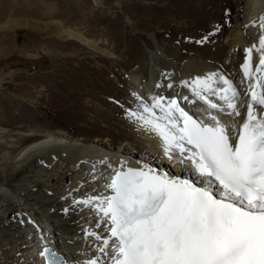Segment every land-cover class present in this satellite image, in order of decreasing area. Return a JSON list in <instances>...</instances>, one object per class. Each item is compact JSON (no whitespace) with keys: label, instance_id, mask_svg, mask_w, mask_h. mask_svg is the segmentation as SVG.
<instances>
[{"label":"snow or ice","instance_id":"snow-or-ice-1","mask_svg":"<svg viewBox=\"0 0 264 264\" xmlns=\"http://www.w3.org/2000/svg\"><path fill=\"white\" fill-rule=\"evenodd\" d=\"M259 26L264 29V16ZM253 50L260 53L255 69ZM246 53L247 92L243 79L212 72L183 81L191 99L153 95L149 102L133 93L139 103L128 117L160 138L169 159L176 153L187 161L196 179L121 164L106 185L112 195L76 201L106 225L108 236L88 235L101 242L97 250L110 264H264V33ZM248 96L250 102L242 98ZM181 101L202 102L203 115L190 114ZM41 255L47 264H67L49 248Z\"/></svg>","mask_w":264,"mask_h":264},{"label":"rangeland","instance_id":"rangeland-1","mask_svg":"<svg viewBox=\"0 0 264 264\" xmlns=\"http://www.w3.org/2000/svg\"><path fill=\"white\" fill-rule=\"evenodd\" d=\"M245 1L0 0L2 183L10 163L3 162L2 153L14 146L18 154L32 134L62 130L85 140L100 136L120 143L131 130L127 126H134L127 115L136 104L131 79L143 73V61L155 53L224 60L228 37L244 22ZM23 22L35 29L22 28ZM68 31L80 32L110 56L94 52ZM245 49H231L229 56L236 64L229 76L237 83L243 79ZM5 223L1 230L12 229ZM0 243L2 250L1 237Z\"/></svg>","mask_w":264,"mask_h":264},{"label":"bare ground","instance_id":"bare-ground-1","mask_svg":"<svg viewBox=\"0 0 264 264\" xmlns=\"http://www.w3.org/2000/svg\"><path fill=\"white\" fill-rule=\"evenodd\" d=\"M262 16L264 0L245 1L244 22L228 37L230 44L224 60L153 54L150 60L143 61V73L132 74L131 82L139 97L146 101L150 96H166V92L173 90L191 99L190 90L183 86V81L190 82L196 76L212 72H223L229 76V68L235 64L229 59L231 49L258 45L264 33V29L259 26ZM20 25L35 29L27 22ZM67 33L94 52L110 56L107 50L80 32ZM259 56L260 53L253 50V69L258 66ZM253 74L258 75L255 72ZM140 76L144 79H140ZM169 84L171 88L167 87ZM158 91L161 93L157 94ZM138 103L136 99L133 110H136ZM181 103V106H190V109L201 115V109L205 107L202 102L195 105ZM244 116L245 111H242L237 119L243 120ZM222 119L225 123L232 122L226 115H222ZM133 124V128L127 126L131 130L124 133L120 143L100 136L85 140L60 130L32 134V137L22 139L25 142L21 143L16 155L13 154L14 146L7 153H2L3 162L9 160L10 163L5 183L0 180V228L3 227L1 223L5 225L8 222L12 224V229H0L4 244L3 249H0V264H43L39 253L44 246H52L63 254L67 264H78L90 258H99V264H107L109 257L97 250L101 242L88 235L89 231H95L108 236L106 225L101 223L98 226L100 215L91 207L79 205L76 201L89 196L111 194V189L106 185L121 164L125 165V170L129 166L143 168L149 165L173 177L196 179L190 171H186L190 169L187 161L181 163L176 153L173 159L164 154L162 141L154 132L142 127L138 121L133 120ZM13 176L20 180L12 181Z\"/></svg>","mask_w":264,"mask_h":264},{"label":"water","instance_id":"water-1","mask_svg":"<svg viewBox=\"0 0 264 264\" xmlns=\"http://www.w3.org/2000/svg\"><path fill=\"white\" fill-rule=\"evenodd\" d=\"M45 248H49V249H51V250H53L54 252H56L52 247H50V246H45V247H43L42 249H41V252H40V256L44 259V262H45V264H47V258L45 257V256H42L41 255V253L43 252V250L45 249ZM58 255H61V256H63L62 254H60L59 252H56ZM64 257V256H63ZM65 258V257H64Z\"/></svg>","mask_w":264,"mask_h":264}]
</instances>
